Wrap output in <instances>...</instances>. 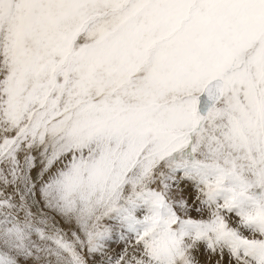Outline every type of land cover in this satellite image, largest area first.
<instances>
[{"label":"snow or ice","instance_id":"1","mask_svg":"<svg viewBox=\"0 0 264 264\" xmlns=\"http://www.w3.org/2000/svg\"><path fill=\"white\" fill-rule=\"evenodd\" d=\"M0 264H264V0H0Z\"/></svg>","mask_w":264,"mask_h":264},{"label":"rangeland","instance_id":"2","mask_svg":"<svg viewBox=\"0 0 264 264\" xmlns=\"http://www.w3.org/2000/svg\"><path fill=\"white\" fill-rule=\"evenodd\" d=\"M190 191V190H189ZM195 215V214H194ZM113 247H115V245H113ZM204 257H203V255H201V259H203Z\"/></svg>","mask_w":264,"mask_h":264}]
</instances>
